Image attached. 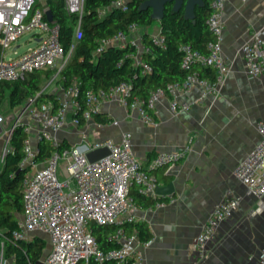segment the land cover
Returning <instances> with one entry per match:
<instances>
[{"label": "built area", "instance_id": "2783aa9c", "mask_svg": "<svg viewBox=\"0 0 264 264\" xmlns=\"http://www.w3.org/2000/svg\"><path fill=\"white\" fill-rule=\"evenodd\" d=\"M226 2L210 0L211 12L206 25L213 40L207 44V53L187 44L181 47V67L186 71L182 81L155 88L145 99H141L131 97L132 87L127 82L108 90L82 91V83L74 79L67 87H60L54 93V100L46 99L36 104V98L44 93L42 89L34 99L14 108L19 112L10 118L7 128L2 127L7 119L0 114V138H5L7 144L17 127H23L27 136L18 165L19 169L27 171L22 181V218L17 222L12 237L27 242L32 234H42L49 247L39 262L143 264L138 251L141 244L138 234L126 230L134 223L130 213L136 204L131 192L136 189L143 196L156 198L157 183L150 171L176 162L185 156L188 149L159 155L145 168L132 152L129 132L123 133L119 141H114L91 140L86 131L94 117L101 113L105 102L116 103L124 110L134 112L142 124L155 127L157 105L165 98L169 100V110L174 114L189 110L190 105L185 98L193 88L199 89L200 101L214 100L228 71L221 54ZM111 6L127 10L126 0H113ZM83 9L84 0H64L66 14L78 17L71 49L64 56L59 41V26L46 21V0L40 6L37 0H0V87L22 82L32 74L50 70H57L58 74L82 36L80 23ZM138 30L139 27L132 25L129 36L118 33L102 41L98 52L103 47L122 49L131 43L136 49L131 56L132 64L140 68L141 75H146L152 68L142 61V54L148 49L143 47L142 34H138ZM29 33L35 38L36 47L16 56L18 47H13L14 44ZM151 40L154 45L165 48L164 39L159 33L151 36ZM7 51H13L16 57H7ZM240 54L249 80L264 77V26L252 31L249 39L240 47ZM126 58L128 56H124ZM59 61L63 63L57 68ZM197 65L211 68L214 79L200 77L192 70ZM25 115L29 118L27 122L23 121ZM69 125L83 131L76 143L62 148L57 135ZM113 125H117V122H113ZM258 131L261 141L239 164L236 177L245 187L247 195L260 199L264 196V127L259 125ZM39 142L47 143L52 149L50 156L40 162L37 161ZM99 149H106L108 155L90 163L87 155ZM8 152L9 149L6 154ZM60 162L63 165L61 169L66 173L63 182L58 180ZM241 201L240 196L229 192L223 201L213 207L192 246L197 262L206 257L208 243L214 238L220 224L238 210ZM95 226L113 228L107 237L112 245L110 248L103 249L98 244L94 236ZM0 264H5L2 257ZM253 264H264V247Z\"/></svg>", "mask_w": 264, "mask_h": 264}, {"label": "crops", "instance_id": "0c3cea01", "mask_svg": "<svg viewBox=\"0 0 264 264\" xmlns=\"http://www.w3.org/2000/svg\"><path fill=\"white\" fill-rule=\"evenodd\" d=\"M223 24L221 54L228 71L214 100L200 101L199 89L193 88L185 98L189 110L174 114L165 98L157 105L155 127L142 124L134 112L105 102L100 114L107 123L94 120L86 131L91 140L114 141L129 132L132 152L145 168L159 155L188 149L181 159L153 171L157 188L171 185V193L156 194L160 203L154 208L136 205L130 213L134 223L127 226V232L136 231V224L142 223L151 234L149 242L138 246L143 264H253L264 247V196L258 199L247 195L236 177L239 164L261 141L258 126L264 127V77L249 80L240 54L252 31L264 26V0H227ZM145 32L157 35L159 22L137 31ZM50 81L42 88L45 94L60 89L58 86L55 92H47L53 84ZM82 131L69 125L57 137L70 146ZM229 192L242 198L241 205L220 224L207 245L206 257L197 262L192 252L194 240L213 207ZM21 218L22 212L17 222ZM35 238L47 243L39 233L32 234L27 242ZM4 261L14 264L8 258Z\"/></svg>", "mask_w": 264, "mask_h": 264}, {"label": "trees", "instance_id": "16d2710c", "mask_svg": "<svg viewBox=\"0 0 264 264\" xmlns=\"http://www.w3.org/2000/svg\"><path fill=\"white\" fill-rule=\"evenodd\" d=\"M112 1L84 0L80 23L82 36L61 71L58 74L57 70L32 74L22 82L2 85L0 106L5 99L12 109L23 106L42 90L44 79L51 80L56 74L57 84L61 88L67 87L74 79L80 80L82 91L108 90L121 82H127L132 87L131 97L145 99L151 90L185 78L186 71L181 67L183 45L187 44L195 50L207 53V44L213 40L206 25L211 12L210 0H203L204 6L195 9L194 22L184 19L183 10L174 14L171 12V5L166 7L164 18L159 22V34L164 39L165 48L154 45L149 33H142V45L148 49V52L142 54V61L152 68L146 75H141L140 68L132 64L131 56L136 53V49L131 43L122 49L116 46L103 47L98 52L101 42L115 34L129 36L132 25L149 28L154 23L150 10H139L140 4L145 0H126V11L111 6ZM46 8L52 11L54 23L59 26V41L64 56H67L72 46L78 17L66 14L64 0H46ZM124 56L128 58L124 59ZM192 70L200 77L214 79V71L211 68L197 65L193 66ZM46 99L54 100V94L43 93L35 102L39 104ZM101 116H95L94 120L103 125L107 120ZM23 129L20 126L13 132L9 152L0 166V254L11 259L14 264H36L44 254L45 242L39 238L31 242L17 241L12 237L17 228V216L23 210L22 181L27 173L22 169L17 173L22 159L23 143L27 137ZM61 146L66 147L64 143ZM38 149L39 162L52 153L51 147L44 142H39ZM153 171H150V174H153ZM131 195L139 207L154 208L160 203L158 198L146 197L138 192H131ZM112 232V227L95 226L94 236L103 249L112 246L107 241ZM136 232L140 242L147 243L151 240V234L144 224H136Z\"/></svg>", "mask_w": 264, "mask_h": 264}, {"label": "water", "instance_id": "95a60500", "mask_svg": "<svg viewBox=\"0 0 264 264\" xmlns=\"http://www.w3.org/2000/svg\"><path fill=\"white\" fill-rule=\"evenodd\" d=\"M168 5H171L172 13H179L183 10V17L185 20L194 22L195 18V9L202 8L204 6L203 0H145L140 6V11H151V19L154 22H160L165 15V9ZM46 21L50 24L54 22L53 14L51 10H46L45 12ZM108 151L106 149L95 150L87 155V159L90 163L98 161L99 159L106 157ZM22 170L19 169L17 173H20ZM171 185L166 188H156V194L158 196L169 195L171 193ZM36 264H43L37 262Z\"/></svg>", "mask_w": 264, "mask_h": 264}, {"label": "rangeland", "instance_id": "374dc122", "mask_svg": "<svg viewBox=\"0 0 264 264\" xmlns=\"http://www.w3.org/2000/svg\"><path fill=\"white\" fill-rule=\"evenodd\" d=\"M45 0H37V4H39V6L44 3ZM34 37L32 36V34H25L24 36H22L20 39H18V41L14 44L13 47H18L17 48V54L16 56H20L24 53H26L29 49L31 48H35L36 47V44H35V41H34ZM13 51H7V57H16L13 55L12 53ZM63 62L59 61L57 62L56 64V67L59 68L61 65H62ZM52 85L47 88V92L49 91H53L55 92L57 87H58V84H57V78L55 77L54 79H52ZM49 79H44L43 83H42V88L44 86H46L48 83H49ZM19 112V111H18ZM16 111H13L9 108L8 106V103H7V99L4 100V103L3 105L1 106V109H0V113L7 119L6 123L2 126L3 128H7L10 124V118L12 116H16V114L18 113ZM24 122H27L29 121V118L28 116H24V119H23ZM0 166L2 164V161H3V158H4V155L6 154L7 152V149H9V144H7L6 142V139L5 138H2L0 140ZM63 165L61 164L60 162V168H59V171H58V180L60 182H63L66 178V173L61 169ZM48 243H46V248H48ZM3 260H5V258L3 257Z\"/></svg>", "mask_w": 264, "mask_h": 264}]
</instances>
